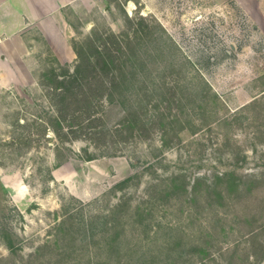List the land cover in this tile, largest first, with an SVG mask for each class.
I'll return each instance as SVG.
<instances>
[{
	"label": "rangeland",
	"instance_id": "1",
	"mask_svg": "<svg viewBox=\"0 0 264 264\" xmlns=\"http://www.w3.org/2000/svg\"><path fill=\"white\" fill-rule=\"evenodd\" d=\"M105 1L71 13L73 41L132 34L127 17L150 26L141 88L105 100L90 132L58 129L42 82L59 65L41 40L22 84L0 70V264H264V0Z\"/></svg>",
	"mask_w": 264,
	"mask_h": 264
},
{
	"label": "trees",
	"instance_id": "2",
	"mask_svg": "<svg viewBox=\"0 0 264 264\" xmlns=\"http://www.w3.org/2000/svg\"><path fill=\"white\" fill-rule=\"evenodd\" d=\"M127 18L130 25L133 26L134 32L132 34L128 31L116 33L112 29L104 31L94 30L84 40L73 41L77 59L73 70L64 68L58 59L55 58L59 66H53L50 71L44 74V78L50 80L42 82V85L52 94L54 99V105L59 113L56 120L60 131L67 127L72 130L79 129L80 135L90 132L91 127L103 119L100 107L105 100L113 101L118 92L119 95H123L128 100L125 95L126 89L124 88L129 84L138 88V91L141 88L143 56L141 51L138 50V44L142 38V30L144 27L149 28L150 24L144 16L138 17L137 20L131 17ZM167 37L168 39L171 38L168 34ZM70 106L75 109L71 114L67 112ZM141 122H143V119L140 112L132 110L122 120V126L126 128L132 127L130 128L131 135L135 136L136 132L134 129H137L135 127ZM67 134H64L65 137H68ZM93 159V156L87 158V160ZM229 175L230 173L217 174L209 188L217 190L219 182L226 180ZM132 179L133 176H129L116 184V187H123ZM178 180L179 177L172 176L171 185H165L164 192H166L167 196L181 188ZM228 182L233 186L240 185L236 181L228 180ZM155 186L158 185L156 184ZM219 196H222L221 192H219ZM144 202L136 207V212L141 217V223L145 219V209L151 207L150 204L149 207L145 208L143 206ZM128 203L127 198H124L114 205L111 209L112 219L108 220L107 224L109 223L115 228L119 221L118 216H121L122 209ZM154 204L152 202V205ZM112 238L109 242L110 246L116 247L119 245L121 241L120 235L115 234Z\"/></svg>",
	"mask_w": 264,
	"mask_h": 264
},
{
	"label": "crops",
	"instance_id": "3",
	"mask_svg": "<svg viewBox=\"0 0 264 264\" xmlns=\"http://www.w3.org/2000/svg\"><path fill=\"white\" fill-rule=\"evenodd\" d=\"M105 0H0V70L16 73L18 82L34 70L31 56L41 40L60 63L75 57L76 27L70 15ZM71 11V12H70ZM29 75V74H28ZM12 84V83H10Z\"/></svg>",
	"mask_w": 264,
	"mask_h": 264
}]
</instances>
